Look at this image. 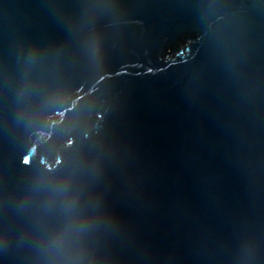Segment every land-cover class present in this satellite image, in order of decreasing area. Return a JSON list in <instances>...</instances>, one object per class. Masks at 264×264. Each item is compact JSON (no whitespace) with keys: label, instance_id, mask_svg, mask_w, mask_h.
Instances as JSON below:
<instances>
[{"label":"water","instance_id":"obj_1","mask_svg":"<svg viewBox=\"0 0 264 264\" xmlns=\"http://www.w3.org/2000/svg\"><path fill=\"white\" fill-rule=\"evenodd\" d=\"M0 264H264V0H0Z\"/></svg>","mask_w":264,"mask_h":264}]
</instances>
